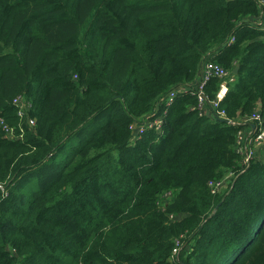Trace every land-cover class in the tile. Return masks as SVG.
<instances>
[{"label": "trees", "instance_id": "obj_1", "mask_svg": "<svg viewBox=\"0 0 264 264\" xmlns=\"http://www.w3.org/2000/svg\"><path fill=\"white\" fill-rule=\"evenodd\" d=\"M259 19L264 0H0V264H264V162L242 173L249 124L228 123L264 117ZM208 60L238 68L226 119L166 107Z\"/></svg>", "mask_w": 264, "mask_h": 264}, {"label": "built area", "instance_id": "obj_2", "mask_svg": "<svg viewBox=\"0 0 264 264\" xmlns=\"http://www.w3.org/2000/svg\"><path fill=\"white\" fill-rule=\"evenodd\" d=\"M252 28L257 29L259 31L264 32V20L259 19L256 22L250 23ZM234 40L231 39V42ZM218 78L221 81L220 90L217 94V98L212 101H207L205 99L204 90L207 84L213 79ZM236 80V76L234 73L226 70L223 66L211 62L206 61L204 64V68L201 73V80L199 85L194 88L190 85H184L180 87L179 89L171 92L166 98H165V106L169 107L175 99L179 95H197L200 104L199 109L201 110L202 115L207 116L208 113V107L211 108L212 112L214 114L221 118L226 119L224 112L220 110L221 102L224 101L231 84H233ZM12 105L17 109V116H19L20 119H27L28 120V126L33 128L35 125L34 119L29 117V111L31 109V102L29 100L25 99L24 96L21 98H15L12 101ZM163 121L164 118L160 117L157 121L151 123L149 125V128L156 129L157 133L161 134L163 132ZM228 123L231 125H237V126H243L244 124H249L248 126H253V131L248 133L245 130L240 131L237 135L236 140V150L237 152L243 157L242 166L244 169L242 170V173L245 171L246 168L250 166V163L254 157V154L256 151L260 148H264V117L260 114H257L251 118L245 119L243 121H232L228 120ZM0 129L4 133L5 138H10L9 136L12 135L13 129L10 125L6 122V120L0 116ZM147 129L141 128V131L135 133L134 137L132 138L133 143H136L139 139L142 138L143 133ZM21 131H23V128L21 127ZM249 147H254L253 150H249ZM235 175L231 174L225 181L221 182H214L211 183V189L213 194H218L222 190L226 189V183L228 184V181L233 178ZM176 259L178 258L177 252H175Z\"/></svg>", "mask_w": 264, "mask_h": 264}, {"label": "crops", "instance_id": "obj_3", "mask_svg": "<svg viewBox=\"0 0 264 264\" xmlns=\"http://www.w3.org/2000/svg\"><path fill=\"white\" fill-rule=\"evenodd\" d=\"M200 80H201V76H200V78H199L195 83L192 84V86H193L194 88H196V87L199 85ZM207 107H208V113H207V115H209V117H211V118L214 119V118H215V117H214V116H215L214 112H212V110H211V108L209 107L208 104H207ZM244 130H245L246 132L250 133V132L253 131V126H252V125H251V126H248V127H246ZM252 160H260L261 162H264V148H260V149H258V150L256 151V153L254 154V157H253Z\"/></svg>", "mask_w": 264, "mask_h": 264}, {"label": "rangeland", "instance_id": "obj_4", "mask_svg": "<svg viewBox=\"0 0 264 264\" xmlns=\"http://www.w3.org/2000/svg\"><path fill=\"white\" fill-rule=\"evenodd\" d=\"M22 95H23V94H17V95H15L14 98H13V100H14L15 98H21ZM207 117H209V115H207ZM210 118H211V117H210ZM8 125H9V123H8ZM79 141H80V140H79ZM248 149H249V150H253L254 147H249ZM51 166H52V165H50V166L47 168V170H50V169H51ZM42 171H43V169H40V170H38V171L35 173L34 176H30V177H28L29 181H31V180L34 181L33 184L31 185L33 188H34L37 184H40L42 180H44V178L41 179ZM230 180H232V179H230ZM27 187H28V186H27ZM226 187H227V183H226ZM25 189H26V188H25ZM170 196H173V195H170Z\"/></svg>", "mask_w": 264, "mask_h": 264}, {"label": "water", "instance_id": "obj_5", "mask_svg": "<svg viewBox=\"0 0 264 264\" xmlns=\"http://www.w3.org/2000/svg\"><path fill=\"white\" fill-rule=\"evenodd\" d=\"M234 75L236 76L237 73H238V68H236L234 71H233Z\"/></svg>", "mask_w": 264, "mask_h": 264}]
</instances>
